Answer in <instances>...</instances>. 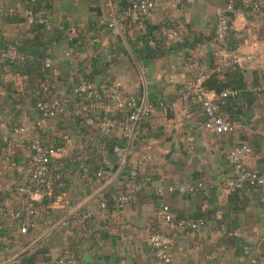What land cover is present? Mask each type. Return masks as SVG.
<instances>
[{"label":"crops","instance_id":"crops-1","mask_svg":"<svg viewBox=\"0 0 264 264\" xmlns=\"http://www.w3.org/2000/svg\"><path fill=\"white\" fill-rule=\"evenodd\" d=\"M154 1L140 31L150 34L169 22L183 23L187 29L186 39L168 46L161 56L144 32L126 38L108 26L117 7L113 0H56L45 25L51 41L45 51L46 58L54 61L51 70L58 76V93L68 97L81 71L107 65L110 80L125 94L152 103L164 101L166 106L138 124L130 140L120 128L111 135L87 124L79 130L69 113L48 119L39 137L57 149L53 172L68 178V188L56 196L47 213L38 216L36 227L28 233H21L18 222L5 213L25 202L16 189L26 182L31 135L5 133L0 128V264L16 262L38 244L48 248L57 264L72 243L82 264H166L156 259L148 242L155 230L165 231L172 240L173 259L168 264H249L251 257L264 251V187L240 191L224 187L233 174L227 154L241 143L252 148L247 165L264 174V16L240 12L233 19L229 49L242 58L243 81L231 78L238 93L221 104L235 124L234 131L216 133L206 128L201 104L190 88L201 73L194 63L211 67L220 62L213 55V36L217 12L229 0ZM24 5L23 0H0V47L21 43L30 23H11L6 18L16 9L23 11ZM62 22L68 29L60 39ZM83 29L91 34L84 43L78 38ZM16 76L10 65L0 67L2 94L10 96L3 84ZM32 112L6 100L0 116L21 125L35 116ZM109 115L119 119L115 110ZM189 139L193 151L187 148ZM90 143L91 149L87 148ZM114 146L130 151L124 162H119ZM89 150L96 151L98 167L81 160ZM144 153L151 159L139 162ZM133 168L146 186L131 202L114 203L111 213L106 208L98 210L82 236L71 217L97 207L104 201V191L113 197L123 193ZM198 180L205 182V193H157L159 187ZM164 205L176 217L205 219V227L197 232L164 227L159 215Z\"/></svg>","mask_w":264,"mask_h":264},{"label":"built area","instance_id":"built-area-1","mask_svg":"<svg viewBox=\"0 0 264 264\" xmlns=\"http://www.w3.org/2000/svg\"><path fill=\"white\" fill-rule=\"evenodd\" d=\"M155 7L154 0H133L125 10L117 17H114L109 23V27L116 33L122 34L121 20L129 17L134 23H141L148 15L151 14ZM246 12L264 16V0H243L240 6L228 2V4L219 9L217 12L216 29L213 36L214 55L220 59L218 70L236 69L242 66V58L229 49V36L232 29V15L235 17L237 13ZM24 14L30 24H47V17L42 12H34L26 9ZM186 25L177 23L176 27L170 28L167 32V37L174 42L182 41L186 34ZM150 44H154L153 41ZM24 57L15 48H0V63L21 60ZM200 68V75L196 82L192 85L191 94L196 102L201 104L205 116V126L207 129L213 130L216 133L232 132L235 129V124L231 116L220 111L219 101L226 96H236L237 89H226L222 93H213L202 87V83L206 78L208 68L205 64L194 63ZM46 68H53L54 61L51 58H46L44 63ZM73 92L78 95H87L92 101L91 109L92 116L87 119V124L90 126L99 127L105 135H111L116 129L120 128L123 135L128 139H133L137 133V126L145 118L151 117L157 113L159 109L165 108V102L159 101L157 104L148 102L146 98H138L134 95H127L118 87L111 88L108 93V99H103L98 84L89 82L85 79H80ZM68 106V99L63 97L53 98L40 105L34 117L21 125L9 127L6 122H0V128L5 133L24 136L31 135L30 150L31 156L29 163L25 166L26 182L17 187L16 191L19 196L23 197L25 202L17 208H14L5 214L15 219L18 222L21 233H28L37 225V219L40 214L36 202H40L45 197H49V192L52 187V161L57 149L53 145L46 144L39 137V130L44 126L48 119L55 118L65 113ZM110 110H126L128 115L124 121L111 118ZM103 111V118L98 121L96 114ZM187 148L189 151L194 150V145L189 139ZM113 151L119 162H124L130 151L126 146H114ZM252 148L241 143L232 148L227 154V160L232 166L233 174L224 182V187L228 190L244 189L245 187H264V174L250 168L246 163V158L251 154ZM151 159L149 153L141 154L138 158L139 162ZM102 176L103 173L99 172ZM132 180H130L123 193L115 196V201L118 205H124L131 202L136 193L146 186V181L141 179H133L137 175L136 169L130 170ZM207 186L204 181L198 180L191 184H171L167 187L157 188V193L160 196L166 193L178 194H194L205 193ZM2 201L0 193V203ZM104 201L99 203L97 207L87 209L83 212L79 220L82 226L90 223L96 216L98 210L105 209ZM162 225L168 229L180 230L185 232H197L206 225L203 218L198 217H182L178 218L171 211L168 205H164L159 211ZM148 242L154 251L157 260L163 263H171L172 240L163 230H156L148 237ZM57 264H81L77 256H61L57 260ZM249 264H264V256L259 258L256 255L251 257Z\"/></svg>","mask_w":264,"mask_h":264},{"label":"trees","instance_id":"trees-1","mask_svg":"<svg viewBox=\"0 0 264 264\" xmlns=\"http://www.w3.org/2000/svg\"><path fill=\"white\" fill-rule=\"evenodd\" d=\"M23 1L25 4L23 11L19 12L17 9L12 11L6 18L8 22L17 23V24L26 23L27 17L24 14V11L26 9H30L34 12H42L47 17L54 10V4L56 2V0H23ZM113 1L115 4H117V7L115 9V14L114 15L112 14L111 20L114 19V17H117L119 13L123 12L126 6H128L133 0H129V1L113 0ZM242 1L243 0H229V2L234 3L237 6H240L242 4ZM252 1H256V0H252ZM232 19H234L233 15H232ZM121 25H122L121 27L122 34L126 38H130L139 32H144L147 41L154 42V50L158 56L165 54L168 46L174 44V41H171L167 37V32L170 28L176 27L177 23L169 22L166 25L162 24L161 26L156 27V29H154V31L150 34H147V32L143 30L140 31V24L134 23L129 17H125L123 20H121ZM62 26L63 29L61 30L60 33L61 36L60 39L65 36V31H67L68 29L66 22H62ZM90 35L91 34L89 31L83 29L82 32L79 33L78 38L81 39L82 42L84 43ZM185 37L186 34L184 36V39H186ZM50 44L51 41L47 38V34H46V26L42 24L34 23V24H30V27L25 33L21 43L7 44L6 46L0 47V48H10V47L15 48L24 57L21 60L0 63V67L2 66V68L8 65L15 68L17 74L15 80L3 84L5 92L10 94V96L9 95L6 96L2 94L0 91V110H2L4 106V102H6L7 100L11 105H20L24 109H27L28 111H33L32 113H35L36 109L46 101L52 100L53 98H58V97L60 98L65 96L68 99V106L65 113H69L75 123L74 124L75 127L79 128V130H82L84 128V125L87 124L88 117L93 115L92 111H90L92 101L89 99L87 95L75 94L73 92L74 87L72 88V91L68 97L64 94L58 93L55 90V82L58 80V76L55 74L53 70H51L50 68H46L44 65L45 59L47 57L45 48H47ZM213 55H214V51H213ZM218 64H213L211 67L206 65L208 68V72L206 74V78L204 82L202 83V87L209 91H215L218 94L222 93L226 89H237L236 86H233L234 82L231 80V78L239 77V82H242L243 81L242 70L239 67L236 69L230 68V69L218 70L217 69ZM81 78L89 82H96L98 84L99 91L103 99L105 100L108 99V93L106 92L111 88L117 87L110 80L111 75L108 73L107 65H103L100 67L97 66L92 67V69L89 72L81 71L80 75L78 76L79 81ZM118 89L120 88L118 87ZM231 99H233V96H226L220 99L219 101L220 111L224 112V110L221 109V104ZM81 107L82 109H80ZM115 111L119 115V119L118 118L116 119H118L119 121H124L126 119L128 115V112L126 110H121V111L115 110ZM65 113L61 114L60 116L64 115ZM103 114H104L103 111H100L98 112V114L94 116H96L97 120L100 121L105 115ZM143 120L140 121V123L143 122ZM1 121L6 122L9 127L18 125V124H14L11 121L5 120L2 117L0 118V122ZM146 126L150 128L151 131L154 133V129L151 128L149 123L146 122ZM139 138H141L140 135ZM124 144L126 145V142H124ZM87 148L91 149V143L88 144ZM95 152L89 150L88 154L86 153L87 156L84 155L85 153H83L80 156V158L81 160L82 158L87 160L88 163L96 164L98 167V157ZM90 158L92 159L91 161H89ZM51 176H52V187L49 192V197H45V199H43L42 201L35 203L40 211L39 215H43L47 213V211L51 208L52 204L55 202L56 196L61 195V193H64V191H66L68 188V178L65 175H57L56 173H54L53 167L51 171ZM128 178L129 181L132 180V176L130 175V173ZM133 179H137V180L142 179L138 171L136 177H134ZM240 190L243 189H236L230 191H240ZM102 199H104L108 213H111L112 207L114 203H116L115 196L113 197L110 194H108L106 191H104L102 194ZM83 210H80L79 212H77L76 215L72 216L71 218L76 222V226L78 227V229L81 230L80 232L82 233V236H86L88 233L87 230L89 229L90 225L93 223L95 217L92 221H90V223H86L85 227L82 226L79 220L81 219V216L84 212ZM49 254L50 253L47 247L38 244L34 249H30L22 253L21 256L17 259V261L13 262L12 264H45V263L54 264ZM69 255L77 256L82 264L83 261L81 257L78 255V251L76 250L75 245L73 243L71 244V248L69 252L66 253L64 252L62 256H69ZM256 256L259 258L263 257L264 251H262L259 254H256Z\"/></svg>","mask_w":264,"mask_h":264}]
</instances>
